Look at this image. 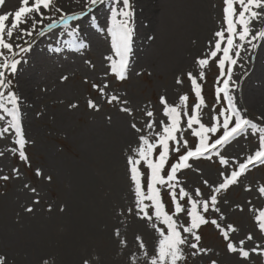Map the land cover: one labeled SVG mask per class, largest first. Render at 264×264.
Returning <instances> with one entry per match:
<instances>
[{"label": "rangeland", "instance_id": "obj_1", "mask_svg": "<svg viewBox=\"0 0 264 264\" xmlns=\"http://www.w3.org/2000/svg\"><path fill=\"white\" fill-rule=\"evenodd\" d=\"M18 1L5 0L0 11L15 8ZM129 3L131 17L118 14L123 7L122 0H115L113 5L99 11L95 24L81 25L79 20L78 25H73V33L79 35L81 41L76 39L74 42L76 35L70 38V42L57 34L50 35L44 44L31 45L17 57L22 62L17 73L10 78L12 88L21 98L20 104L26 105L25 112L19 117L29 140L25 152L30 163L20 160L18 151H12L16 139L14 130L0 136V152L5 153L0 156V174L12 177L7 182L0 180V252H7L14 264H43L44 260L49 264H82L85 258H89L91 264H133L130 262L133 255L139 257L142 264L143 252L137 251L134 237L141 235L149 250L153 246L148 234L151 225L131 214H124L134 203V189L128 199L117 196L108 164L110 151L120 148L123 137L130 132L128 124L132 117L119 112L117 106L105 103L104 97H99V112L89 109L87 99L98 97L91 84L104 80L107 71L111 87L130 100V106L136 109V120L140 124L147 119L154 120L159 131V121L167 122L160 104L161 96L175 105L181 95L188 94L189 111L196 102L187 73L195 74L200 70L194 61L207 53L209 41L215 31L221 29L224 3L223 0H148L151 5L155 3L157 9L153 21L147 15L149 23L141 19L134 0ZM63 14L72 15L74 12ZM46 15L59 20L61 13L53 9ZM123 20L128 21L132 40L145 27L150 39L133 53L135 60L128 78L118 81L110 71L107 57L113 50L114 25ZM194 21L203 23L208 30L194 31ZM62 24L57 23V27L51 30L59 29ZM43 31L50 30L45 27ZM48 42L54 44L52 49ZM255 45L243 61L245 68L233 79L232 86L236 90L232 95L234 100L241 101L235 104L242 115L264 127V121L260 120L264 117V40H256ZM232 55L234 57L235 53ZM227 67L226 64L224 77H220L215 62L205 69L202 95L209 108L225 106L217 102L215 89L227 78ZM64 76L68 77L66 81L62 80ZM178 78L183 80L182 84L176 83ZM85 79L88 83L84 82ZM238 87L239 93L236 94ZM71 103H78L79 107L70 109L68 105ZM209 108L204 109L203 122L206 124ZM145 109L153 111V117L147 118ZM109 116L112 117L111 123L108 122ZM4 117L0 129L7 127L11 119ZM186 119L182 115V127H186ZM184 136L190 147L198 142L190 130L185 131ZM255 142L257 144L256 136L245 134L220 151L226 157L243 160L255 148H251ZM175 159L173 156L169 163ZM192 164L191 169L179 174V179L187 188L201 187L207 195L208 189L202 180L216 184L221 179L219 174L223 166L216 154L212 158L194 160ZM14 168L20 171L19 178L12 171ZM37 168L45 177L51 175V182L36 176ZM25 184L36 188L37 193L33 194L24 187ZM249 185L253 192L244 190ZM258 185H264V165L251 168L241 178L240 185L232 186L222 194L230 205L222 209L226 212V223H232L238 229L237 233L231 234L234 242L253 232L257 242L264 244V238L254 227L255 215L249 211L250 207L256 210L255 214L264 210V198L255 192ZM107 197H110L108 214L113 223L112 229L105 233L94 229V221L100 202ZM34 200L39 203L34 204ZM164 202L166 207H171L166 194ZM237 205L244 211H239ZM25 207H33L34 211L28 213ZM117 229L121 231V237L113 236V230ZM200 234L202 246L212 248L214 253L190 258L187 264H209L210 259H216L218 264H244L238 256L226 251V241L214 226H203ZM121 238L127 240V246L118 243ZM253 264H264V257L253 255Z\"/></svg>", "mask_w": 264, "mask_h": 264}, {"label": "snow or ice", "instance_id": "obj_2", "mask_svg": "<svg viewBox=\"0 0 264 264\" xmlns=\"http://www.w3.org/2000/svg\"><path fill=\"white\" fill-rule=\"evenodd\" d=\"M99 2L101 0H86V5L91 7ZM223 3L221 29L215 31L209 41L207 53L194 61L200 70L195 74L191 71L187 73L196 102L189 111L188 94L181 95L179 103L175 105L170 104L165 96H161L160 104L167 122L159 121V131L156 130L158 125L154 120L147 119L143 124L136 120L134 115L136 109L130 106V100L117 94L111 87L107 79V71L104 80L91 84L98 97L87 99L89 109L99 112L101 110L99 97H104L105 103L117 106L119 112L132 117L128 128L134 140L129 142L130 154L125 159L130 184L134 188V203L125 210L124 214H131L145 224H150L153 232L158 234L154 236L151 250L148 249L141 235L134 237L133 242L137 244V251L143 252L142 264H187L190 258L210 256L214 250L202 246L200 234L202 227L207 225H212L219 231L226 241V251L238 256L244 264H253V255L264 257V244L257 242L253 232L246 233L234 242L231 234L237 233L238 229L232 223H226V212L222 210L224 206H230L222 194L232 186L240 185L241 178L251 167H255L256 164L264 165V127L242 115L230 92L232 66L237 64L244 44L247 43L254 48L256 45L253 41L264 40V0H223ZM122 5L118 14L131 17L132 13L128 11L129 0H122ZM4 6L5 0H0V8ZM53 8L61 13L59 20L46 15L52 12ZM45 19L49 21L46 26L51 30L57 23L67 24L69 20L76 19V15L63 14V9L56 6L54 0H20L14 12L0 14V110L11 117L7 127L0 129V136L8 133L10 129L14 130L16 139L12 151H18L19 159L29 163V157L25 152L29 140L22 129L18 115L21 98L12 88L13 80L10 77L17 73L18 65L22 62L17 56L27 50L19 41L27 43L25 37H31L38 26L43 25ZM9 20H11L10 26L7 23ZM40 34H43L42 29ZM130 35L131 29L127 20L114 25L112 48L115 50L116 58L109 56L107 59L111 62V73L120 81L126 79ZM237 40L239 43H236ZM221 53L222 55H219ZM213 62L217 63L220 77L225 76V67L226 64L228 65L227 78L222 81L223 86L215 89L217 102L225 104L219 109L215 105L209 108L202 95L205 69ZM86 63L90 62L86 61ZM67 79V76L62 77V80ZM84 82L88 83V80L85 79ZM176 83L182 84L183 80L178 78ZM68 107L76 109L79 105L71 103ZM205 108H209L207 124L203 122ZM144 115L151 118L154 113L145 109ZM182 115L187 118L186 127H182ZM4 118L0 115V121ZM111 120L112 117L109 116L108 122L111 123ZM260 120L264 121V117ZM145 129L149 131L145 133ZM187 130L198 139L194 146L190 147L189 140L184 136ZM245 134L256 136L257 144L243 160L221 154V149ZM133 144L136 145L134 148ZM212 152H215L219 164L223 166L219 174L221 179L216 184L210 183L207 179L202 180L201 183L208 189L207 195L201 187L187 188L179 179V174L193 167L190 161L205 158ZM4 155L5 153L0 152V156ZM173 156L176 157L175 161L169 163ZM12 171L17 178L20 177L19 169L14 168ZM35 175L49 182L52 180L51 175L45 177L39 168L36 169ZM11 178L10 175L0 174V180L5 182ZM24 187L33 194L37 193V189L28 184ZM244 190L253 192L254 189L249 185ZM255 192L259 197L264 198V185H258ZM165 194L171 202V207H166ZM33 203L38 204L39 200H34ZM237 208L241 212L244 211L240 205H237ZM25 211L32 213L34 208L25 207ZM249 211L254 213L256 222L254 227L264 238V210H259L258 214H255L256 210L250 207ZM114 235L121 237L120 230L117 229ZM118 243L125 246L128 244L124 238L119 239ZM132 261L133 264H140V258L134 255ZM0 264H14V261L7 252H0ZM43 264H49V261L44 260ZM82 264H91V260L85 258ZM209 264H218V261L210 259Z\"/></svg>", "mask_w": 264, "mask_h": 264}, {"label": "bare ground", "instance_id": "obj_3", "mask_svg": "<svg viewBox=\"0 0 264 264\" xmlns=\"http://www.w3.org/2000/svg\"><path fill=\"white\" fill-rule=\"evenodd\" d=\"M150 1V0H149ZM136 7H137V11L140 12L141 15V19L145 22V23H149L150 19L153 21V13L155 10V13H157V9H156V5L154 4H150L148 3V0H134ZM18 5L20 3V1L17 2ZM115 3V0H102L101 2L93 5L92 7H87L86 5V0H57L56 6L60 7L63 9V13H70V12H74V14H76V19L71 20V22L68 24H62L60 25L61 27L59 29H54L56 31V33H54V30H50L46 33H44L41 35L40 34V29L44 30L45 27H47V23L49 22L47 19H45L43 25H39L38 29L36 32H33L31 37H25V40L27 41V43H24L23 41H19V43H22L23 46L25 48L30 47L31 45H35L38 43V45H40L41 43H45L47 40L50 39V35H58L59 38H67V34L68 30L70 27L73 26L74 23H79L78 21L81 20V25L83 24H87L90 23L93 25L95 24L94 22L96 21V17L98 16L97 14L99 13V11H102L103 9H105L109 4V6L113 5ZM17 5V6H18ZM17 6L13 9L10 8V10H5V11H0V14H2L3 12H14V10L17 8ZM55 9V8H53ZM149 9V11H147ZM47 14V13H46ZM57 15V13H55ZM147 15H149L150 19L147 17ZM155 15V14H154ZM71 16V15H70ZM91 18L92 20H87ZM8 25L10 26L11 24V20H9V22H7ZM57 27V26H55ZM54 27V28H55ZM193 29L194 31H198V32H205L208 30V28L205 27V25L203 23L200 22H196L194 21L193 24ZM59 30V31H57ZM137 32V31H136ZM135 32V33H136ZM211 34H212V30H211ZM66 35V36H65ZM149 34L147 35L146 31L145 32H141V33H137L134 37L133 42L131 43V51H130V57L128 58L132 63V56L133 53L139 49V47H141V45H145L147 44V41H149ZM33 37L35 38V41L33 40ZM67 39H65L66 41ZM78 41H81L80 37H77ZM75 42V40H74ZM253 43L255 44L256 41H253ZM53 43L52 42H48V47H50V49L53 48ZM253 47L247 43L244 44V47L241 49L240 52V57L238 59L237 64L235 65V68L233 69L232 72V79H231V84H232V80L236 77L237 73L239 71H241L244 67L243 65V61L246 60L245 57L248 56V53L250 51V49H252ZM111 53V56L115 59V50L113 49ZM22 54V53H20ZM19 54V55H20ZM18 55V56H19ZM17 56V57H18ZM131 58V59H130ZM110 61H109V66H110ZM236 88H234L235 90ZM239 93V87H238V91L236 92V94ZM237 104H240V100L236 99L234 101ZM27 104V103H26ZM28 106V104H27ZM26 105L24 104H20V108H19V113L21 114L25 112ZM2 115L3 116H7L3 111H2ZM9 117V116H7ZM147 129H145V133H147ZM134 140V136L131 132H129L125 137H123L122 139V143L121 147L114 150L112 149L109 153L108 156V164L110 166V172L112 173V177H113V189L114 192L116 193L117 196H120L121 199H128L131 194H132V189H134L131 184H130V180H129V175L127 173V166H126V156L130 154L129 152V142ZM254 146L256 145L255 143H253ZM136 145L133 144L132 147L134 148ZM110 197H107L104 201L100 202L99 207H98V212H97V216L95 218L94 221V229L101 231V232H108V229H112L111 225L113 222L110 221V215L108 214V210H110ZM110 212V211H109ZM121 232V231H120ZM115 231L113 230V236L116 237L114 235ZM148 234L151 237V241L152 244L154 243V236L158 235L155 234L152 230L151 227L148 228ZM122 236V234H121ZM149 240V241H150ZM129 262V260H127V263ZM131 263H133L132 260H130Z\"/></svg>", "mask_w": 264, "mask_h": 264}]
</instances>
